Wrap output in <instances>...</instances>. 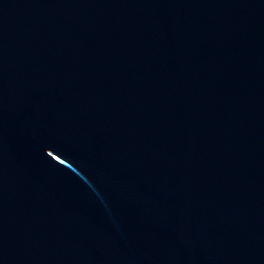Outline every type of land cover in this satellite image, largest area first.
<instances>
[{
    "label": "water",
    "instance_id": "95a60500",
    "mask_svg": "<svg viewBox=\"0 0 264 264\" xmlns=\"http://www.w3.org/2000/svg\"><path fill=\"white\" fill-rule=\"evenodd\" d=\"M0 264H264V0H0Z\"/></svg>",
    "mask_w": 264,
    "mask_h": 264
}]
</instances>
